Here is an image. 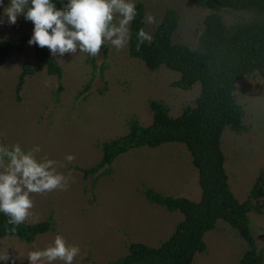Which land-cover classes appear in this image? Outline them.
Listing matches in <instances>:
<instances>
[{"label":"rangeland","instance_id":"374dc122","mask_svg":"<svg viewBox=\"0 0 264 264\" xmlns=\"http://www.w3.org/2000/svg\"><path fill=\"white\" fill-rule=\"evenodd\" d=\"M139 1L144 4L145 17H154L153 23L145 22L147 33L151 35L164 11L173 8L179 14L173 41L196 47L208 9L190 0ZM221 14L227 23L244 15L230 10ZM0 21V40L32 32L31 21L22 15L15 24H8L3 17ZM54 57L63 69L57 99L53 94L57 78L44 69L26 78L19 97L15 93L21 65L36 64L33 45L8 54L0 65V144L18 143L24 148L39 144L38 158L55 160L57 171L68 176L66 189L30 194L33 207L24 222L50 218L51 229L32 242L15 236L0 238V253L6 250L10 258L0 264H28L27 253L45 247L56 235L79 247L73 264H108L126 252L130 241L158 245L182 214L150 203L142 189L147 185L172 196L199 198L197 169L185 145L168 142L131 149L113 160L109 173H85L82 169L99 160L101 141L126 133L130 118L143 125L150 123L149 100L162 101L169 114L176 116L184 106L195 103L199 83L189 89L176 87L173 81L178 72L165 66L151 70L141 59L131 57L127 47L117 51L107 43L98 56L77 51ZM87 82L88 88L83 90ZM233 94L248 130L236 133L224 128L221 148L231 191L242 201L264 169V79L256 72L244 76ZM68 153L74 157L70 163L64 159ZM259 202L264 209V195ZM249 217L256 245L264 254V211H252ZM203 238L206 250L196 253L191 264H236L246 246L223 220Z\"/></svg>","mask_w":264,"mask_h":264},{"label":"trees","instance_id":"16d2710c","mask_svg":"<svg viewBox=\"0 0 264 264\" xmlns=\"http://www.w3.org/2000/svg\"><path fill=\"white\" fill-rule=\"evenodd\" d=\"M190 1L209 10L203 19L195 48L173 41L179 14L168 8L154 27L151 40L140 44L137 49L135 32L138 28L145 30V9L139 0L127 48L131 57L141 59L151 70L165 66L178 72L179 77L173 81L176 87L189 89L198 82L200 90L195 103L184 106L179 114L171 116L162 101L149 100L150 123L143 125L137 118H130L126 133L101 141L99 160L82 171L109 173L113 160L131 149L180 142L190 152L192 164L197 169L200 195L197 200H192L145 185L142 192L150 203L169 211H179L182 218L158 245L130 241L126 252L108 264H191L196 253L206 250L204 234L213 229L218 220L226 222L246 244L236 264H261L264 258L263 249L256 245L249 217L252 211H264L259 202L264 195V169L256 175L245 199L239 201L231 191L221 148L224 128L236 133L248 130L242 122L243 109L233 94L236 83L254 72L264 79V0ZM228 10L244 15L227 23L221 12ZM31 33L0 40V65L8 54L19 52L28 44ZM32 45L36 64L24 62L21 65L15 93L19 97L26 78L44 69L57 78L53 92L57 99L62 90L60 78L63 69L46 47ZM101 48L104 49V44ZM11 228L6 217L0 214V238L15 236L32 242L37 235L51 229L50 218L23 222L15 226V232Z\"/></svg>","mask_w":264,"mask_h":264},{"label":"clouds","instance_id":"9594fccd","mask_svg":"<svg viewBox=\"0 0 264 264\" xmlns=\"http://www.w3.org/2000/svg\"><path fill=\"white\" fill-rule=\"evenodd\" d=\"M59 3V7L57 4ZM137 0H0V17L8 24H15L19 16L31 21L32 33L27 41L40 48H47L51 56L63 57L77 51L88 56H98L105 43L117 51L126 48L132 38L131 22L137 15ZM2 22V21H0ZM145 22L153 23L154 17L146 15ZM136 47L151 40L143 28L135 32ZM39 144L24 148L20 144H0V214L15 232L33 207L32 193H46L68 187V176L57 171L53 159L38 158ZM65 161L74 157L68 153ZM80 253L75 244L56 235L43 248L27 253L28 264H73ZM10 258L5 250L0 262Z\"/></svg>","mask_w":264,"mask_h":264}]
</instances>
